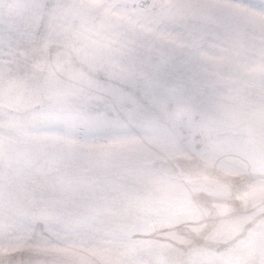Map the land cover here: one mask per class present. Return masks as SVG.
<instances>
[{
  "label": "snow or ice",
  "instance_id": "snow-or-ice-1",
  "mask_svg": "<svg viewBox=\"0 0 264 264\" xmlns=\"http://www.w3.org/2000/svg\"><path fill=\"white\" fill-rule=\"evenodd\" d=\"M0 264H264V0H0Z\"/></svg>",
  "mask_w": 264,
  "mask_h": 264
},
{
  "label": "rangeland",
  "instance_id": "rangeland-1",
  "mask_svg": "<svg viewBox=\"0 0 264 264\" xmlns=\"http://www.w3.org/2000/svg\"><path fill=\"white\" fill-rule=\"evenodd\" d=\"M253 2L259 3V2H260V0H253Z\"/></svg>",
  "mask_w": 264,
  "mask_h": 264
}]
</instances>
